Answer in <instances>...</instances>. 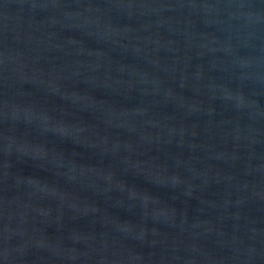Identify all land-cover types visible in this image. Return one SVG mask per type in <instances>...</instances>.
Here are the masks:
<instances>
[{"label":"water","instance_id":"1","mask_svg":"<svg viewBox=\"0 0 264 264\" xmlns=\"http://www.w3.org/2000/svg\"><path fill=\"white\" fill-rule=\"evenodd\" d=\"M0 264H264V0H0Z\"/></svg>","mask_w":264,"mask_h":264}]
</instances>
